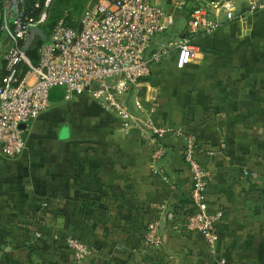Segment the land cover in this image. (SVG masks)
<instances>
[{
    "label": "crops",
    "instance_id": "obj_1",
    "mask_svg": "<svg viewBox=\"0 0 264 264\" xmlns=\"http://www.w3.org/2000/svg\"><path fill=\"white\" fill-rule=\"evenodd\" d=\"M159 2L179 17V32L178 5L202 0ZM240 13L199 40L195 60L180 65L172 53L142 87L145 109L134 115L167 129L161 157L137 121L122 126L88 94L64 100L53 91L23 152L9 157L0 147V264H264V7ZM1 34L0 78L11 46ZM127 97L132 105L135 90ZM177 131L204 150L207 203L220 213L214 250L183 226L191 178ZM154 220L157 247L145 241ZM67 236L91 255L76 263Z\"/></svg>",
    "mask_w": 264,
    "mask_h": 264
},
{
    "label": "built area",
    "instance_id": "obj_2",
    "mask_svg": "<svg viewBox=\"0 0 264 264\" xmlns=\"http://www.w3.org/2000/svg\"><path fill=\"white\" fill-rule=\"evenodd\" d=\"M24 1L0 0V32L11 42L0 78V147L9 157L23 152L27 127L50 107L56 89H62L64 100L88 94L103 110L115 114L122 126L137 121L140 137L156 144V157L163 156L165 150L160 141L167 129L149 116L138 120L134 115L135 110L145 109L139 98L142 87L151 82L172 53L180 65L188 64L200 54L201 38L216 32L242 10L252 13L264 7V0H202L192 8L181 3L178 11L185 24L176 32L174 26L179 17L165 10L160 0H92L76 25H69L62 18L52 26L38 48V61L33 64L26 49L52 0H44V11L37 20L24 16ZM29 77L33 82L28 81ZM133 89L131 105L127 95ZM176 135L185 140L182 158L191 178L183 226L198 233L214 250L220 213L210 211L207 203L211 175L200 161L204 150L193 133L177 131ZM166 207L163 202L162 211ZM145 241L152 247L161 244L156 220L147 225ZM65 243L76 263L92 253L75 236H67Z\"/></svg>",
    "mask_w": 264,
    "mask_h": 264
},
{
    "label": "rangeland",
    "instance_id": "obj_3",
    "mask_svg": "<svg viewBox=\"0 0 264 264\" xmlns=\"http://www.w3.org/2000/svg\"><path fill=\"white\" fill-rule=\"evenodd\" d=\"M91 1L92 0H53L52 4L48 6V8L44 9V20L39 23L33 30L34 35H36L33 44L35 45L40 41H43L48 36L51 26L56 21L62 18H66L65 20L67 23H69V25H76L82 11L91 3ZM261 9H258L257 11H260ZM257 11H254L252 13H255ZM65 13H68V16H65ZM181 22L182 21H179L178 23L180 24ZM1 37H3L2 34ZM9 47L10 45H8V49ZM26 133L27 132L24 133V136L26 135Z\"/></svg>",
    "mask_w": 264,
    "mask_h": 264
},
{
    "label": "trees",
    "instance_id": "obj_4",
    "mask_svg": "<svg viewBox=\"0 0 264 264\" xmlns=\"http://www.w3.org/2000/svg\"><path fill=\"white\" fill-rule=\"evenodd\" d=\"M52 2H53V0L50 2L49 6L52 4ZM36 3H38V6H35ZM43 7H44V0H25L24 1V6H23V8H24V16L37 20L39 15H40V13H41V11L43 10ZM67 16H68V13H67ZM52 26H51V28H52ZM51 28H50V30H51ZM49 33H50V31H49ZM49 33H48V36H49ZM35 36L36 35H34L30 45L26 49V54H27V56L29 57V59L31 60V62L33 64H36L37 61H38V48L43 43V41L48 38V36H47L43 41H40L38 44L34 45L33 42H34ZM4 64H5V62H4ZM3 69H4V66H3ZM25 69L26 68L24 67L23 71H25ZM65 245H66V243H65Z\"/></svg>",
    "mask_w": 264,
    "mask_h": 264
},
{
    "label": "water",
    "instance_id": "obj_5",
    "mask_svg": "<svg viewBox=\"0 0 264 264\" xmlns=\"http://www.w3.org/2000/svg\"><path fill=\"white\" fill-rule=\"evenodd\" d=\"M20 127L23 129L25 126L23 124H21Z\"/></svg>",
    "mask_w": 264,
    "mask_h": 264
}]
</instances>
